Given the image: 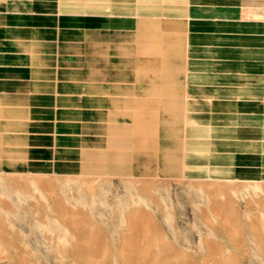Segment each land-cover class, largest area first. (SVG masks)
Returning <instances> with one entry per match:
<instances>
[{
  "label": "rangeland",
  "instance_id": "rangeland-1",
  "mask_svg": "<svg viewBox=\"0 0 264 264\" xmlns=\"http://www.w3.org/2000/svg\"><path fill=\"white\" fill-rule=\"evenodd\" d=\"M101 31L81 29L79 51L57 59L39 42L32 59L23 45L0 59V264H264V178L209 177L187 155L200 118L183 90L137 91L146 70L135 68L130 31ZM231 46L208 72L262 70ZM64 56L74 59L63 68ZM188 78L177 77L181 88Z\"/></svg>",
  "mask_w": 264,
  "mask_h": 264
},
{
  "label": "crops",
  "instance_id": "crops-1",
  "mask_svg": "<svg viewBox=\"0 0 264 264\" xmlns=\"http://www.w3.org/2000/svg\"><path fill=\"white\" fill-rule=\"evenodd\" d=\"M84 28L88 36L106 34L102 28L130 31V43H136L135 68L146 70L135 73L137 91L183 90L185 105L197 110L192 118H200L194 119L195 151L187 155L206 161L209 177L244 182L264 178V67L235 73H211L205 67L228 53L226 44L240 59L264 60V0H0V59L14 58L10 54L16 53V45H23L24 58L32 59L33 42L41 48L56 46V59L75 48L78 52ZM145 44L152 50L146 60ZM88 50L94 55L100 48L94 41ZM111 53L109 48L105 55ZM72 59L62 57L61 66ZM182 61L185 68L179 67ZM182 73L189 77L183 88L177 80ZM146 75L154 77L148 85ZM243 76L250 77L245 84L238 81ZM224 85L233 88L228 92L244 86L243 93L229 94ZM187 120L192 131L193 119Z\"/></svg>",
  "mask_w": 264,
  "mask_h": 264
},
{
  "label": "bare ground",
  "instance_id": "bare-ground-1",
  "mask_svg": "<svg viewBox=\"0 0 264 264\" xmlns=\"http://www.w3.org/2000/svg\"><path fill=\"white\" fill-rule=\"evenodd\" d=\"M259 148H260V147H259ZM202 151H203V150H202ZM146 239H147V238H146ZM152 241H153V240H150L149 243H150V244L153 243ZM74 242L77 243V244H82V243L85 242V240H84L83 238H76ZM145 242H146V241H145ZM147 242H148V241H147ZM147 242H146V244H147ZM145 246H146V245H145Z\"/></svg>",
  "mask_w": 264,
  "mask_h": 264
}]
</instances>
